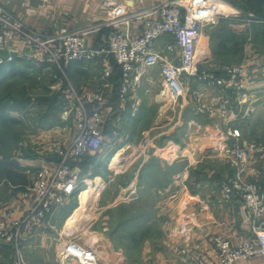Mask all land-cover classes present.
<instances>
[{
    "label": "crops",
    "instance_id": "obj_1",
    "mask_svg": "<svg viewBox=\"0 0 264 264\" xmlns=\"http://www.w3.org/2000/svg\"><path fill=\"white\" fill-rule=\"evenodd\" d=\"M104 1L0 0V4L17 17L24 19L30 26L51 33L63 27L75 30L104 22L110 12V8L103 5ZM158 1L168 0H118L120 3L127 4L131 10L150 6ZM238 1V4L241 5L242 2ZM228 3L232 6L234 15L224 17L227 21L225 20L223 23L208 27L202 36V43L206 49H209L212 56L210 57L212 58V67L215 70L222 69L227 64L244 63L248 73V85L245 89V94L237 95L234 90H229V95L235 100V106L228 116L226 125L219 112L222 92L208 86L197 87L193 89L192 95L195 91L203 89L202 91H205L207 95V100L211 102L210 109L204 113L205 116L202 117L199 115L204 114L195 113L191 108V101L184 98V106L188 103L187 110L190 108L195 114L193 117H188L187 111L185 113L183 111L185 107L178 109L179 120L184 114L182 125L186 124L189 127L185 128L186 134L178 136L177 133H179L181 127H177L178 130L174 131L171 128L166 131L161 141L158 139L159 137L153 140L155 143L152 141L153 144L147 141L144 148L146 151L148 150V153L144 154L139 167L140 171L135 177L136 180H139V183L140 180L142 182L145 181L148 170L144 162L147 157H151L153 150L149 146L157 148L156 152L162 164L159 170L161 182L159 185L152 186V192L149 195L155 197L154 205L158 215L163 218L162 225L159 227L163 235L150 236L144 239L141 251L139 250L133 258L132 246L135 245L133 242H128L129 246L127 248L116 243V248L113 247L116 254H126L127 262L132 260L133 262H139L142 259L146 263H151L156 261L153 260L156 256L159 259L168 260L167 255H174L175 262L191 259L194 262L193 264H196L195 260L192 259L195 255L207 258L214 257L212 248L216 237H230L233 239V243L237 244L239 235L252 233L253 219L245 209L243 199L240 195H237L233 200L227 201L222 191V183L237 173L235 164L224 157L220 151L231 138L227 127L232 129L233 134L241 142L254 141L262 147L245 173V178L256 180L259 183L263 194L260 201L264 205V20L253 19L252 11H246L238 4L230 1ZM228 29L236 32L237 37L242 36V44L238 45L239 54L234 58L228 55L227 60H218L213 56L214 49L224 52L231 47H235L233 42H229L219 48V36ZM139 30L140 27L136 26V24L131 28L134 34L139 33ZM109 31V28H104L94 32L91 35L92 43L99 45ZM170 41L171 38L169 36L162 37L158 47L163 49ZM18 52L19 56H23L21 53H27L28 49L25 45L20 44L18 45ZM23 59L27 61L28 58L23 56ZM18 60L19 58H17ZM33 62L35 63L34 67H37L36 65L40 66L37 61L33 60ZM43 64V67H40L45 70V73L57 70L49 62H44ZM107 66L108 59L106 57L83 62L74 61L66 66L67 79L54 81L52 85L57 87L59 83L63 85L65 81L63 93L61 94L63 96L69 84H71L68 79L70 78L75 83L73 85L80 90L89 92L101 89L107 94L108 104L104 112V119L105 121L108 120L109 123L107 130L104 132L107 140L112 144L109 146L110 149H116L114 151H117L121 143H123L122 145H135L139 142V136H143L150 129L148 126L143 128L141 132L139 130L136 134L134 120L142 117L141 113L145 102V99L138 94V91L145 82L149 85L148 81L152 77L146 74L148 69L141 67L138 73V84L130 93V99L121 101L117 95L120 84L118 68L114 65V74L106 77L104 73ZM23 67L27 70V66ZM153 71L160 75L158 67H154ZM59 74L61 75V73ZM160 80L162 82V77ZM158 100L159 102L161 101L159 94ZM250 108L251 111L245 115L246 110ZM66 112V110L64 112L61 109L58 120L42 127L33 128L32 130L34 131L31 133L32 140L25 143L21 142L15 148V154H18L15 159L13 158L14 155H12V157L1 160V169H6V171L2 176L3 178L0 179V218L19 217L31 207L32 199L27 195V190L36 176L37 169L41 166L51 165L57 159V154L50 147L52 138L60 137L69 142L74 138L76 127L72 137L70 131H68L70 126L65 120L68 117L65 115ZM122 112H124V117L119 115ZM128 118H132L131 127L127 125L130 123ZM123 123L127 125L125 128L122 126ZM73 125L75 126V122H73ZM28 147L34 148L31 154L27 152ZM117 153L111 156L112 159L111 157L101 159V163L107 164V167H113L119 158L116 157ZM93 169L90 168V171ZM142 175L143 178L141 177ZM97 178L100 179V176H96ZM138 186L141 187L140 184ZM88 192L84 193L87 197ZM136 192L137 194L132 199L120 201L111 208H119L123 203L134 204L141 196L136 189H132L131 196ZM81 197L84 201L83 193ZM71 200L69 199L65 204H68ZM55 213L41 223L31 235L30 239L33 242H38L37 245H48L46 241L47 239L49 240L52 234L50 235L47 231L54 225L52 221L55 219ZM151 215L153 217L152 220L154 217L156 218V215ZM112 240L115 242L114 238ZM29 244L33 243L30 241L27 245ZM15 254L16 250L13 245L0 241V264H13ZM30 257L27 254L29 264H39L35 260L30 259ZM51 258L47 255L42 257L45 263L48 261L47 264H60L57 259ZM123 260H125V257L121 258V261ZM162 262L166 263L167 261L162 260ZM236 264H262V262L256 256L247 260L241 259Z\"/></svg>",
    "mask_w": 264,
    "mask_h": 264
},
{
    "label": "built area",
    "instance_id": "obj_2",
    "mask_svg": "<svg viewBox=\"0 0 264 264\" xmlns=\"http://www.w3.org/2000/svg\"><path fill=\"white\" fill-rule=\"evenodd\" d=\"M103 5L110 8L104 22L75 30L63 27L50 33L30 26L0 4V63L14 61L19 56L18 45L23 44L28 49L27 53H21L23 56L38 63L49 62L67 78L68 64L106 57V77L114 74V65L119 69L117 95L121 101H127L137 86L141 67H158L162 77L161 101L171 103L173 108L185 107L183 98H186L189 84L192 79L198 80L222 92L219 112L227 125L235 106L229 90H234L237 95L245 94L247 69L244 63L227 64L219 70L199 68L209 59L202 43L205 30L218 24L221 18L234 15L227 1L168 0L132 10L118 0H105ZM135 24L140 27L137 34L131 31ZM104 28H109V33L99 45H94L91 35ZM165 36L171 41L160 49L158 43ZM202 90L195 91L191 97V108L197 114H204L211 107ZM65 102L74 114V138L70 142L60 137L52 138L50 147L57 159L53 164L37 169L27 190L32 199L31 207L19 217L0 218V241L10 243L16 250L13 264H29L22 250L24 241L60 205L67 203L77 191H82L83 183L88 188L92 186V179L81 174L78 162L85 155L100 157L106 145L104 112L107 94L101 89L88 92L69 84ZM250 111L251 108L247 109L245 115ZM227 131L231 135L230 141L220 151L235 164L237 173L222 183V191L227 201L237 195L243 199V205L253 219L252 233L239 235L237 244L230 237L218 236L212 248L214 257L195 255L193 259L196 264H236L241 259L258 256L264 264V205L260 201L263 194L256 180L245 178L262 147L254 141L241 142L229 127ZM60 245L58 256L62 264L66 260L97 264L102 253L100 246L94 243L83 246L74 239Z\"/></svg>",
    "mask_w": 264,
    "mask_h": 264
},
{
    "label": "rangeland",
    "instance_id": "obj_3",
    "mask_svg": "<svg viewBox=\"0 0 264 264\" xmlns=\"http://www.w3.org/2000/svg\"><path fill=\"white\" fill-rule=\"evenodd\" d=\"M229 1V0H225ZM231 1V0H230ZM204 51L208 54L207 57L209 59L207 61H204L200 64V69H209V70H215L212 67V57L209 49L204 48ZM19 58V60L16 62L17 66L16 68L12 69L10 67H4L3 71L0 67V98L8 93L9 95L5 96L3 100L0 101V111H4V104L6 101H8L7 105L8 107H5V111L7 113V116L11 119L10 124H13L11 127L7 128H0V158H3L5 156H9L15 159V157L18 156V154H15V146L18 143L21 142H29L32 140V135L34 130L33 128L36 127H42L46 125L47 118H52L54 115V97L56 94L59 96V98L62 97V100H64V96H61L63 93V85L66 83L64 81L63 85L58 84V86L54 87L52 84L53 82L57 81H63V79H67L66 77L61 76L59 74V71L52 70L50 73H45V70L42 69L44 62H39V65L35 66V63L33 62L34 59H27V61H24L22 56L16 57V59ZM23 59V60H22ZM23 61V63H22ZM38 62V61H37ZM208 62V63H206ZM9 63V62H7ZM27 66V72L28 76L24 77L22 76L23 73L21 72V67ZM1 65V63H0ZM33 68V69H32ZM14 72V75H12ZM6 74V75H5ZM148 76H151L152 79L148 81L149 85L145 82L144 85L141 86V88L138 91V94L144 98V106L142 108V117L136 118L135 121V132H137L146 128L149 126L148 132H146L143 136H139V139L135 145H122L121 143L120 148L117 151H114L116 149H110L111 142L109 140L106 141V145L104 147V151L100 155L99 159H104L107 154L109 153V157H111L113 154L115 155L118 151L121 150V155L116 160V163L114 166L106 167L104 164L101 165L100 170L98 172V168L95 170L90 171H82L83 174H87L90 176L89 178L92 179V186H86L85 183L82 184V191L86 188L89 189L87 201L84 202L81 197L82 191H77L79 193L76 194V197L72 196V200L65 205H60L56 209V215H54L53 219V226L49 228L47 231L51 237H49V240L47 239L48 245L45 246H39L37 245L38 242H33L30 238L24 241L23 244V253H24V259L28 260V257L30 259H33L36 261V263L39 264H47L43 261L42 257L44 255H47L49 257H52L51 259H57V261L62 264L61 257L58 256L59 247H61L62 242H67L70 239H74L77 242H79L83 246H88L91 244L98 245L102 248V253L99 255V260L97 264H193L194 262L190 259L188 261L186 260H179V262H175L174 255H167V251L165 250L166 255L168 256L167 259L163 258H157L154 257L151 263H146L145 261L140 260L139 262H133L126 260V254L117 253L115 251L116 243L119 244V246H123L124 243H126L125 239L123 238L126 235V229L132 228L130 224H127L125 226H120L118 228L117 233L115 234V229L118 226V223L120 221V210L119 208L117 211L114 212V215L111 214L110 209L111 207L115 206L120 201H128L129 199H132L135 197L137 192L135 194H132V189H136L140 192L141 196L140 199L136 200L134 204H129L131 208L135 211H143L148 210L150 213L156 215L157 221V228L159 229L161 222L163 218L158 215L155 204V197L150 196L149 194L152 192V186H156L160 184L161 177L159 175L160 167L162 166L160 162V158L158 157V154L156 152L157 148L149 146V148H152L151 157L145 159L144 164L146 163V169L148 170V173L146 175L145 181L142 182V180H136V174L138 173L140 164L144 158V154L147 152L144 146L147 143V141H152L159 137L160 139L163 137V135L172 128V131L176 130L177 127H181L179 133H177L178 136H184L186 134V129L189 128L188 125L184 124L182 125L184 121V114L181 120H179V108H173L171 106V103L165 104L163 101L158 100V94L160 93L161 89V80L160 75L156 71H153V68H148V72H146ZM62 77V78H61ZM64 77V78H63ZM71 84L73 83V80L68 78ZM204 83H200L198 80L192 79L188 90L186 92V98L188 101H191L192 97V91L195 88L205 87L203 85ZM62 86V89H61ZM25 89V90H24ZM24 90V91H23ZM54 96V97H53ZM21 97L27 98L28 105L21 106L20 104L14 105L13 102H16V99H20ZM185 97V96H184ZM130 99V96L129 98ZM127 99V100H128ZM184 99V98H183ZM211 103V102H210ZM128 104V103H127ZM62 110L67 111L65 115L68 117L65 118L66 122L69 124L70 127H68V131H70V135L73 137V134L75 132V126L73 125L74 122V114L72 109H69L66 102H64L63 107H55V113L56 111ZM188 108V103L185 106L184 113L187 111L188 117H193L195 115L192 110ZM126 111V110H125ZM124 111V112H125ZM124 112L119 114L120 116L124 117ZM53 113V114H50ZM111 114V112H110ZM199 116H205L199 115ZM132 117V116H131ZM16 119V120H14ZM132 118H128L127 125H130L131 127V121ZM189 119V118H188ZM115 120V119H114ZM179 120V121H178ZM14 122V123H13ZM125 123L122 124L124 128L127 126ZM182 125V126H181ZM187 127V128H186ZM186 128V129H185ZM132 129V128H131ZM178 130V129H177ZM188 132V131H187ZM141 140V141H140ZM66 141V140H65ZM137 141V140H136ZM69 142V141H66ZM154 142V141H153ZM31 143V142H30ZM155 143V142H154ZM162 143V142H160ZM153 144V143H152ZM13 145L12 147H10ZM19 146V145H18ZM17 146V147H18ZM122 147V148H121ZM112 150V152H111ZM34 151V148L28 147L27 152L32 153ZM115 153H114V152ZM111 152V153H110ZM159 153V152H158ZM156 154V155H154ZM113 155V156H114ZM107 156V157H108ZM112 159V157H111ZM109 159V160H111ZM164 164V163H163ZM0 166V179H2L4 172L6 171L1 169ZM104 176H101L102 174ZM96 176H100V179H96ZM98 180V182H97ZM138 184L141 185V187L138 186ZM145 194V196H143ZM150 201V202H149ZM85 203V204H84ZM137 205V206H135ZM135 206V207H134ZM79 211V212H78ZM76 216V217H75ZM161 218V220H160ZM74 219V220H73ZM151 233L154 235H160L162 236V232H158L156 229H152ZM105 234V235H104ZM112 236H115V242L112 240ZM31 237V236H30ZM32 242L33 244L27 245L28 242ZM40 242V240L38 239ZM115 247V248H113ZM138 248V249H137ZM27 249V252H26ZM135 249V250H134ZM137 249V250H136ZM141 247L139 248V245L136 248H133V256L137 255L136 253L141 251ZM30 253V255H29ZM120 257V258H119ZM125 257V260L121 261V258ZM112 258V259H111ZM142 258V257H141ZM193 259V257H192ZM162 260H166V263H163ZM194 260V259H193ZM160 261V262H159ZM31 263V262H30ZM64 264H81L80 262H77L75 260H66L64 261Z\"/></svg>",
    "mask_w": 264,
    "mask_h": 264
},
{
    "label": "trees",
    "instance_id": "obj_4",
    "mask_svg": "<svg viewBox=\"0 0 264 264\" xmlns=\"http://www.w3.org/2000/svg\"><path fill=\"white\" fill-rule=\"evenodd\" d=\"M240 1L242 2L241 5L238 4V2H239L238 0H231L230 2L238 4L239 6L242 7V9H244L246 11H252L253 15H254L253 19H256V20L263 19L264 20V0H240ZM225 20H226V18H221L219 23H223V21H225ZM225 31H226L225 33L222 32L220 34V36H219V42H218L219 48H222L223 45H225L226 43H229V42H233L235 44V47H231L229 50L224 51V52H221L219 50L216 51L214 49L213 56L216 57L218 60L219 59L220 60H227L226 58L228 57V55H231L232 56L231 58H234V57L238 56L239 50H240L238 45L242 44V40H241L242 36L241 37H237V33L234 32V31L232 32L230 29L225 30ZM16 62H17V59H15L14 61H11L9 63L1 64L0 65V67L2 68L1 70L3 71L4 67H10L12 69L13 68L15 69L16 66H17ZM21 72H23V73H20V74H22V76H24V77L28 76V72L26 71L25 67H23V66L21 67ZM118 72H119V69H118ZM12 75H14V72H13ZM7 95H9V94L6 93L5 95H3L0 98V101L3 100L4 97L7 96ZM59 96H60V94H59ZM59 96L57 94H56L55 97L53 96L54 97V101H52V102H54V105H53V107H54V112H53L54 115H53L52 118H50V117L47 118V122L48 123H52L53 121H56V120L59 119L60 111H58V112L56 111V113H55V107H57V106L58 107H63L64 102H65V99L62 100V97L59 98ZM26 101H27L26 97L25 98L21 97L20 99L17 98L16 102H13L12 104H13V107H15L14 105H16V104H20L21 106H25V105L27 106L28 103ZM7 103H8V101H6L5 104H4V111H0V128L1 127L2 128H7V127L13 126V124H10L11 121L9 120L12 117L9 118L7 116L6 111H5V107L9 106V105H7ZM53 113H50V114H53ZM14 120H16V119H14ZM108 123H109V121L106 120L105 121V126H104V131L107 130ZM18 145H19V143H18V140H17V144H16L15 148H17ZM12 146L13 145H11L10 147H12ZM108 155H109V153L107 154V156ZM109 156L107 158H109ZM7 158H9V156L3 157V159H0V162H1V160L7 159ZM101 162H102V160L99 159V157L97 155L96 156L85 155L78 162V164L81 166L82 171L89 170L90 168H94L93 170L96 171V169L98 168V172H99L101 165H103V163H101ZM104 165L107 167V164H104ZM100 175L104 176L103 173L100 174ZM141 177L143 178V175ZM77 193H79V192H76L73 195V197H76ZM117 209H118V207L111 208L110 209L111 214L114 215V212L117 211ZM119 210L121 212V214H120L121 218H120V221L118 223V226L115 229V234L117 233L118 228L120 226H125L127 224H130L132 226V228H127L126 229V231H127L126 235L123 237L126 240L125 241L126 243H124L125 248H127L129 246L128 242L129 243L133 242L135 244L134 246H132L133 248H136L138 245H139V248H140L142 243H143V240L146 239L147 237L160 236V235H154V234L151 233L152 229H155V230L157 229L158 232H160V234H161L162 231H161L160 228L158 229L157 226H156L158 219L154 217V219L152 220V218H153L152 215H151L152 213H150L148 210L135 211V210H133V208H131L128 205V203H123L122 205H120ZM112 238H114V240H115V236H112Z\"/></svg>",
    "mask_w": 264,
    "mask_h": 264
},
{
    "label": "bare ground",
    "instance_id": "obj_5",
    "mask_svg": "<svg viewBox=\"0 0 264 264\" xmlns=\"http://www.w3.org/2000/svg\"><path fill=\"white\" fill-rule=\"evenodd\" d=\"M160 97V96H159ZM119 155H121V150L120 151H118V153H117V155H116V157H119ZM89 191V189H86V190H83L82 192H81V194L83 193V195H84V202H86L87 201V195L86 194H84V193H87ZM89 198V197H88ZM85 204V203H84ZM79 212V211H78ZM76 217V216H75ZM74 220V219H73ZM112 259V258H111Z\"/></svg>",
    "mask_w": 264,
    "mask_h": 264
}]
</instances>
